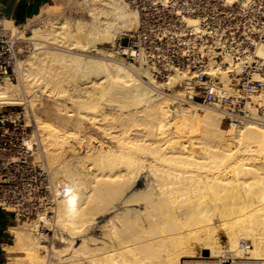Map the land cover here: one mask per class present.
<instances>
[{"label":"bare ground","instance_id":"6f19581e","mask_svg":"<svg viewBox=\"0 0 264 264\" xmlns=\"http://www.w3.org/2000/svg\"><path fill=\"white\" fill-rule=\"evenodd\" d=\"M82 4L89 19L68 20L62 0L32 16L35 47L15 68L22 86L0 79L1 107L29 103L51 114L25 119L33 126L26 140L50 168L57 203L54 218L45 210L34 222L10 225L5 264H264V114L261 122L225 127L223 111L191 98L195 82L210 85L246 98L259 116L264 87L248 91L235 78L264 79V40L244 53L223 44L222 61L216 40L210 82L189 69L161 80L146 56L136 63L116 50V39L139 24L135 6ZM46 13L57 16L40 25ZM3 18L12 33L21 31ZM185 20L200 32V18ZM34 87L65 98L39 106L27 100ZM42 222L53 225L59 245L44 242Z\"/></svg>","mask_w":264,"mask_h":264},{"label":"built area","instance_id":"2783aa9c","mask_svg":"<svg viewBox=\"0 0 264 264\" xmlns=\"http://www.w3.org/2000/svg\"><path fill=\"white\" fill-rule=\"evenodd\" d=\"M128 1L139 10L140 21L131 34L120 40L121 53L136 62L146 56L161 80L176 69H189L197 79L210 82L209 48L216 40L222 43L215 45L217 61L223 60V44L232 45L236 51L244 53L264 40V28L246 26L238 10L231 8L227 0ZM187 15L200 18L199 33L187 26ZM24 40L21 31L12 33L6 28L0 15V79L16 76L15 68L23 57ZM126 43L129 48L124 50L122 46ZM251 79L246 72L235 82L248 91L264 87V79ZM195 84L199 90L192 100L201 106L219 108L226 114V121H263L262 106L257 116L248 109L246 98L221 96L213 86ZM32 131L33 126L26 122L24 112L19 111L16 116L0 107V212L15 220L36 219L45 210L50 218L56 215L50 168L45 160L36 158L34 149L26 140Z\"/></svg>","mask_w":264,"mask_h":264},{"label":"rangeland","instance_id":"374dc122","mask_svg":"<svg viewBox=\"0 0 264 264\" xmlns=\"http://www.w3.org/2000/svg\"><path fill=\"white\" fill-rule=\"evenodd\" d=\"M83 2H84V0H62L63 6H64L62 11L65 13L66 18L68 20H71V21L75 22V21H77L79 19L86 20V19L90 18L89 12L87 11V9L82 4ZM227 3L231 4V8H234V9L238 10V12L240 14V17H243L246 26L255 25V26H260L261 28H264V0H249V1L248 0H234V1L227 0ZM56 16L57 15H55L53 13L43 14L40 18H38V23L40 25L43 24L45 26L50 21H52L54 19V17H56ZM32 21L33 20H30V18H29V19H27V20H25L23 22H16L17 25L19 26L18 30L21 29V31H22L21 34L23 33L22 35H24L22 37L23 38L24 37L27 38V43H26V38H24L25 41L23 42V57H22V60L26 59L28 57V55L31 53V51L34 49V47H35V42H34L35 40L32 37V35L34 34L33 27H35L38 24L36 23L35 25H33ZM121 39L122 38H120V37H118L116 39V41H117L116 50H119L118 51L119 54H121L122 56L126 57L125 55H123L121 53V50H120V42H121L120 40ZM124 43H125V41H124ZM99 47L102 48V49H111L112 45H111V43H99ZM90 53L96 54V56L105 55L103 53L97 52L96 50L90 51ZM126 59H127V57H126ZM127 61H133V60L127 59ZM133 62H136V61H133ZM138 62L139 61H137L136 63H138ZM15 70L17 71V69H15ZM244 74H246V72ZM244 74L237 75L235 80L236 79L240 80L239 76L243 77ZM7 79L12 81L15 84H19V86H22V84H23L22 83V72L21 71H17V74H16V76L13 77V79H11V78H7ZM162 80H165V79H162ZM205 80H206V78H205ZM219 80L220 79H218L217 81H219ZM33 89L35 90V93L33 95H30L27 100H31L32 99V101H33L32 103H37L39 106L42 105L41 102H47L46 100H48L51 103H54L58 99H60V101H62L63 98H65V97H60V98L57 97L56 100H55V97L58 96V95H49V93H47V92L46 93L42 92V90L39 87H36V88L34 87ZM198 90H199V88H197V91ZM35 94H38V96L37 95L35 96ZM33 97H34V99H33ZM44 99H45V101H44ZM195 101H197V100H195ZM1 109H3L5 112H9V111H12V112L18 111L19 112V111H22V112L25 113V119H27V117L29 116L33 122H34L35 113L44 115L46 117H50V115H51V114H49V113H47L45 111H42L40 108H38L36 106L32 107V105H30L29 103H28V108L25 107V104H24V105H8V106L1 107ZM15 114H16V112H15ZM16 115L18 116L19 113H17ZM22 116L24 117L23 113H22ZM230 123L231 122L224 120L223 126L227 127V126L230 125ZM35 220L36 219H34V218H30V221H29V219L15 220L12 217H8V221L5 222V228L8 230L7 233H6L7 240L10 243H13L14 242V238H15V236L9 230L10 225H15V224L18 225L22 221H28V222L31 223V222H34ZM40 228H41L42 232H44L45 235H46V236H44L46 238V239L44 238L45 239V241H44L45 243L52 244L53 241H55V242H57V245L60 244V241L55 236V231H54L55 229H54L53 226H51V224L42 223ZM227 239H228V237L225 235V233L221 232V240H222L223 246H226ZM202 252H203L204 255H208L209 254V250L208 249H203ZM7 260H8V258H6L5 262Z\"/></svg>","mask_w":264,"mask_h":264},{"label":"crops","instance_id":"0c3cea01","mask_svg":"<svg viewBox=\"0 0 264 264\" xmlns=\"http://www.w3.org/2000/svg\"><path fill=\"white\" fill-rule=\"evenodd\" d=\"M57 0H0V15L6 18H12L14 22H23L35 14L39 13L47 4L55 3ZM17 24V23H16ZM8 217L0 212V264H5L8 258V252L5 244L7 240V229L5 222Z\"/></svg>","mask_w":264,"mask_h":264}]
</instances>
